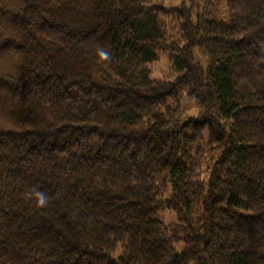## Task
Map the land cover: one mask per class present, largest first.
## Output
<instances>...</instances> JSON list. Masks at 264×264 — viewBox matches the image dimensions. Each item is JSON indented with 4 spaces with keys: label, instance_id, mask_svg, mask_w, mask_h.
Returning a JSON list of instances; mask_svg holds the SVG:
<instances>
[{
    "label": "trees",
    "instance_id": "1",
    "mask_svg": "<svg viewBox=\"0 0 264 264\" xmlns=\"http://www.w3.org/2000/svg\"><path fill=\"white\" fill-rule=\"evenodd\" d=\"M0 264H264V0H0Z\"/></svg>",
    "mask_w": 264,
    "mask_h": 264
},
{
    "label": "rangeland",
    "instance_id": "2",
    "mask_svg": "<svg viewBox=\"0 0 264 264\" xmlns=\"http://www.w3.org/2000/svg\"><path fill=\"white\" fill-rule=\"evenodd\" d=\"M142 1L148 5L161 4V5H164L167 7L180 6L185 2L189 3V0H142ZM169 71H170V64L168 62V59L166 57H163L158 62H156L154 64V66H153V77L159 78V77L165 76ZM184 105H185V109H186V114L188 116L192 115V114H188V107H187L186 101H184ZM194 112H197V109H195ZM164 218H165V221L167 223H174L177 221L176 214L174 212H170V211L165 213ZM177 248L180 249L181 245H177Z\"/></svg>",
    "mask_w": 264,
    "mask_h": 264
}]
</instances>
